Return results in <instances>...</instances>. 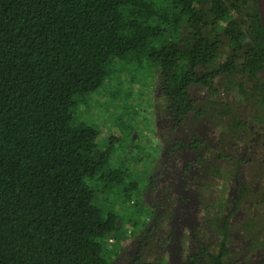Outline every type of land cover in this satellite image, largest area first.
Wrapping results in <instances>:
<instances>
[{
  "label": "trees",
  "instance_id": "1",
  "mask_svg": "<svg viewBox=\"0 0 264 264\" xmlns=\"http://www.w3.org/2000/svg\"><path fill=\"white\" fill-rule=\"evenodd\" d=\"M135 63L158 68L175 135L166 156L184 181L204 188L217 178L229 190L223 162L247 175L233 198L198 188L207 221L189 234L186 264H237L239 228L264 264V30L256 0H0V264H116L110 242L124 236V219L145 229L164 208L144 197L159 188L155 178L139 183L112 161V147L101 148L100 128L75 117L80 100ZM232 93L238 102L219 100ZM242 107L263 129L252 143L250 134L239 138L248 124ZM203 119L221 129L222 147L233 135L259 152L237 159L216 155L198 131L179 137ZM180 151L192 158L178 166ZM242 210L244 222L233 228ZM152 234L138 240L129 264H170L150 259Z\"/></svg>",
  "mask_w": 264,
  "mask_h": 264
},
{
  "label": "rangeland",
  "instance_id": "2",
  "mask_svg": "<svg viewBox=\"0 0 264 264\" xmlns=\"http://www.w3.org/2000/svg\"><path fill=\"white\" fill-rule=\"evenodd\" d=\"M157 70L158 68L152 67L149 63H146L145 67H139L136 63L123 66L112 82L107 79L101 89L85 96L74 110L75 117L79 120L94 123L100 128L101 135L98 142H101L100 146L104 150L112 147V161L128 168L130 173L139 179V183L143 180L147 182L154 177L157 186L159 185V188L148 189L144 197L146 201L154 204L153 206L161 203L164 208L156 212L145 229L135 227L134 222L129 221L130 216H127L123 221L125 232L124 236L119 238L121 241L117 239L110 242V246L118 252L114 259L116 264H129L139 244L138 240L148 230H153L148 254L150 259L162 258L168 260L170 264H186L187 257L184 250H190L193 245L189 234L195 227L204 226L207 221L203 205L198 200L197 190L201 187L196 188L195 182H185L174 157L166 156L167 144L175 135L169 132L170 113L165 109L166 101L161 90L162 80L160 74H156ZM115 94L118 100H115ZM126 100L127 104H125ZM219 100L239 101L237 95L233 93ZM125 106L128 108L126 109ZM237 112L242 120L248 121L247 128L239 134V138L245 139V136L250 134L252 137L249 141L254 142L261 134L262 127L252 120V112L245 107ZM186 127L179 136L183 141H188L187 133L198 131L213 149H218L215 150L216 155L220 153L223 156L248 160L253 159L259 152L249 145L238 142L233 135L226 141L228 147H222L221 129L208 119L200 122L191 120ZM175 158L179 160L178 166H180L184 160L192 156L185 151H180ZM114 168L111 164L110 169ZM219 169L227 178L230 177L227 183V185L230 184L229 190L223 188L224 184L220 179L218 182L217 178H213L215 183L201 188V192L204 195L213 192L215 196H219L220 191L224 192L225 189V193L233 198L238 192L240 181H247L246 172L241 169L237 173L236 168L226 162H223ZM193 176L194 173L191 174V180ZM140 187L143 188V186ZM258 188L259 185L256 183L254 189ZM162 198L165 199L162 200ZM113 200L112 197L111 201ZM211 200L214 199L210 198L209 203ZM213 209L217 211L215 207ZM242 213L243 210L238 213L240 216H237V220L234 221L233 228L243 224L244 214ZM253 213L256 216L257 212L253 210ZM143 216L137 217L135 221H141ZM134 233L135 236H132ZM244 234L245 232L240 228L232 232L231 247L234 258L237 264H257L260 253L255 251L254 255H251L252 251L249 249L251 240Z\"/></svg>",
  "mask_w": 264,
  "mask_h": 264
},
{
  "label": "water",
  "instance_id": "3",
  "mask_svg": "<svg viewBox=\"0 0 264 264\" xmlns=\"http://www.w3.org/2000/svg\"><path fill=\"white\" fill-rule=\"evenodd\" d=\"M262 28L264 30V0H256Z\"/></svg>",
  "mask_w": 264,
  "mask_h": 264
}]
</instances>
